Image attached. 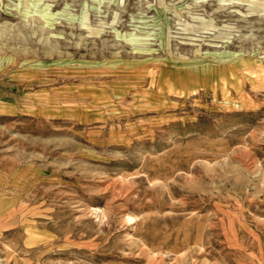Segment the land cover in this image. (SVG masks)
I'll return each instance as SVG.
<instances>
[{
	"label": "rangeland",
	"instance_id": "1",
	"mask_svg": "<svg viewBox=\"0 0 264 264\" xmlns=\"http://www.w3.org/2000/svg\"><path fill=\"white\" fill-rule=\"evenodd\" d=\"M0 264H264V0H0Z\"/></svg>",
	"mask_w": 264,
	"mask_h": 264
}]
</instances>
